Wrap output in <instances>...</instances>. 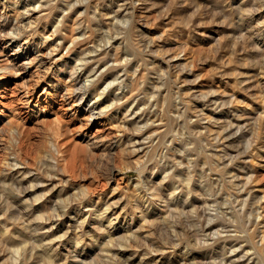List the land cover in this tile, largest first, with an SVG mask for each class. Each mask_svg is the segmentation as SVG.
<instances>
[{
	"label": "rangeland",
	"instance_id": "1",
	"mask_svg": "<svg viewBox=\"0 0 264 264\" xmlns=\"http://www.w3.org/2000/svg\"><path fill=\"white\" fill-rule=\"evenodd\" d=\"M263 2L0 0V264H264Z\"/></svg>",
	"mask_w": 264,
	"mask_h": 264
},
{
	"label": "bare ground",
	"instance_id": "2",
	"mask_svg": "<svg viewBox=\"0 0 264 264\" xmlns=\"http://www.w3.org/2000/svg\"><path fill=\"white\" fill-rule=\"evenodd\" d=\"M39 1V0H38ZM234 1H236V0H234ZM260 1H262V0H260ZM249 2H251V1H249ZM260 3V2H259ZM259 3H257V5L259 4ZM264 3V2H263ZM248 4V3H247ZM255 4V3H254ZM253 4V5H254ZM225 5V4H224ZM252 5V4H251ZM251 5H249V7L251 6ZM262 5V4H261ZM226 6V5H225ZM216 7V6H215ZM224 7V6H223ZM229 7V6H228ZM236 7V6H235ZM261 7L262 6H260V9H261ZM221 8V7H220ZM219 8V9H220ZM238 8V7H237ZM253 8V7H252ZM35 9V8H34ZM224 9V8H223ZM247 10H248V8H246ZM256 9V8H255ZM253 10V9H252ZM246 11V10H245ZM264 12V11H263ZM221 13H222V11H221ZM235 13V12H234ZM236 13H238V12H236ZM252 13H254V12H252ZM263 14V13H262ZM261 16V15H260ZM235 17H237V16H235ZM241 17V16H240ZM252 17V16H251ZM234 18V17H233ZM258 18V17H257ZM238 19V18H237ZM240 19H242V18H240ZM249 19V18H248ZM250 21V20H249ZM261 21V20H260ZM259 21V22H260ZM258 22V23H259ZM237 23V22H236ZM242 23V22H241ZM240 23V24H241ZM238 24V23H237ZM261 24V23H260ZM257 25H259V24H257ZM236 26H238V25H236ZM240 26V25H239ZM239 28V27H238ZM235 29H237V28H235ZM261 29V28H260ZM246 31V30H245ZM249 31V30H248ZM259 31V30H258ZM264 31V30H263ZM252 32V31H251ZM260 32V31H259ZM258 32V33H259ZM109 34V33H108ZM262 34V37H261V41H263L264 40V32H262L261 33ZM252 35V34H251ZM250 35V36H251ZM258 36V35H257ZM110 39V38H109ZM260 40V39H259ZM250 43V42H249ZM248 43V44H249ZM260 43V42H259ZM256 44H257V41H256ZM247 45V44H246ZM260 44H258V45H256V47H257V49H262V48H260V46H259ZM263 45V44H262ZM122 50V49H121ZM263 50V49H262ZM93 51V50H92ZM127 51V50H126ZM253 51V50H252ZM120 53V52H119ZM125 54H126V52L124 51L123 52V59H125ZM250 54H252V53H250ZM122 55V54H121ZM128 55V54H127ZM110 56V55H109ZM255 56V55H254ZM261 56H262V53H261ZM264 57V56H263ZM114 58H116L117 60H118V57H114ZM109 59H111V58H109ZM113 59V58H112ZM116 59H113V60H116ZM122 59V60H123ZM124 61V60H123ZM262 63L260 64L261 66V69H262V72L264 73V60L263 61H261ZM122 67V66H121ZM82 69V68H81ZM121 70V69H120ZM83 72V71H82ZM93 72V74L96 72V70H95V67L94 68H92L87 74H85V77H86V79L88 78V76H90L91 75V73ZM261 72V73H262ZM78 75H79V73H78ZM96 75V74H95ZM161 75V74H160ZM264 75V74H263ZM262 75V76H263ZM115 76V75H114ZM118 77H122L120 74H118V75H116L115 76V79H117ZM102 78H104V77H102ZM120 78H118V79H120ZM85 79V80H86ZM111 79V78H110ZM117 79V80H118ZM84 80V79H83ZM114 80V77L111 79V80H109L108 82H105V84H104V86L102 87V88H100V90L99 91H97V89H95V91H96V96L97 97H99L100 95H102L104 92H105V89L112 83V81ZM122 81H124V80H121V82ZM130 81V80H129ZM141 81H142V79H141ZM83 83V82H82ZM142 83V82H141ZM81 84V83H80ZM88 86L91 84V83H86ZM128 84V83H127ZM86 85V86H87ZM96 85V84H95ZM159 85V84H158ZM85 86V85H84ZM126 87V86H125ZM92 88V87H91ZM157 88V87H156ZM81 89V88H80ZM132 89V88H131ZM206 94H208V93H206ZM176 96V95H175ZM204 96V95H203ZM214 96V95H213ZM80 97V96H79ZM198 97V96H197ZM211 97V96H210ZM113 99H114V97H112ZM115 98H119V97H115ZM98 99V98H97ZM115 100V99H114ZM174 100V99H173ZM212 100V99H211ZM216 100H217V98H216ZM207 101H209V100H207ZM203 102V101H202ZM201 102V103H202ZM219 102V101H218ZM110 103V102H109ZM196 104V103H195ZM211 104V103H210ZM207 105H208V103H207ZM107 106V105H106ZM195 106H197V105H195ZM212 106V105H211ZM102 107V106H101ZM133 103L130 105V107H127V109L125 110V113H127V112H130L129 114H134L135 112H137L138 111V109H135V106L133 107L135 110H133ZM151 107V106H150ZM204 107V106H203ZM217 107V106H216ZM103 108V107H102ZM101 108V109H102ZM139 108V107H138ZM181 108V107H180ZM205 108V107H204ZM218 108V107H217ZM178 110V109H177ZM197 111V110H196ZM179 112V111H178ZM182 112V111H181ZM177 114V113H176ZM154 116V115H153ZM187 116V115H186ZM177 118V117H176ZM197 118V117H196ZM213 118H215V117H213ZM177 120V119H176ZM179 120V119H178ZM212 121V120H211ZM179 122V121H178ZM177 122V123H178ZM183 123V122H182ZM181 124V123H180ZM146 125H148L147 124V122L146 123H144V124H142V125H140V126H136L137 127V129L138 130H142L143 129V126H146ZM175 126V125H174ZM192 126V125H191ZM252 126V125H251ZM186 126H184V128H185ZM200 127V126H199ZM232 127V125L230 124L229 125V128H231ZM233 127H235V126H233ZM181 128H183V126L181 127ZM196 128V127H195ZM229 128H227V129H229ZM251 128V127H250ZM219 129V128H218ZM226 129V130H227ZM239 128L237 127L236 128V131L238 130ZM202 130V129H201ZM225 130V131H226ZM252 130V129H251ZM180 131V130H179ZM255 131V130H254ZM175 132V131H174ZM243 132V131H242ZM249 132V131H248ZM195 133V132H194ZM228 133V132H227ZM253 133V132H252ZM180 134H181V131H180ZM197 134V133H196ZM239 134V133H238ZM210 135V134H209ZM223 135V134H222ZM241 135V134H240ZM186 136V135H185ZM190 136V135H189ZM194 136H196V135H194ZM218 137H221L220 136V134H218L217 135ZM239 136V135H238ZM245 136V135H244ZM241 137V136H240ZM134 138V137H133ZM185 138H187V136L185 137ZM233 138V137H232ZM147 139V138H146ZM192 140V139H191ZM231 140V139H230ZM125 141V140H124ZM136 141L137 140H131V139H129L128 140V144L132 147V150H136V148L134 147V146H136ZM182 141V140H181ZM186 141V140H185ZM52 142V141H51ZM55 142V141H54ZM188 143V142H187ZM137 144H138V142H137ZM231 144H232V142H231ZM54 145H56V144H54ZM139 145V144H138ZM120 146V145H119ZM183 146H184V144H183ZM214 146V145H213ZM222 146V145H221ZM224 146V145H223ZM230 146V145H229ZM139 147V146H138ZM128 148H130L129 146H128ZM182 149H183V147H181ZM184 148H186V145L184 146ZM174 149V148H173ZM184 150V149H183ZM183 150H181V151H183ZM186 151H187V149H185ZM221 151V150H220ZM173 152V151H172ZM175 152H176V150H175ZM188 152V151H187ZM181 153V152H180ZM184 154H185V152H183ZM211 153V152H210ZM211 154H214V153H211ZM223 154V153H222ZM187 155V154H186ZM231 156V155H230ZM224 157V156H223ZM227 158H229V157H227ZM226 158V159H227ZM241 158V157H240ZM180 159V158H179ZM224 160V159H223ZM175 161V160H174ZM183 161V160H182ZM186 161H187V159H186ZM230 161H231V159H230ZM187 162H189V161H187ZM218 162V161H217ZM190 163V162H189ZM188 163V164H189ZM187 164V165H188ZM191 165V164H190ZM189 166V165H188ZM186 169H189V168H186ZM227 169V168H226ZM228 170H229V168H228ZM23 171V170H22ZM188 171V170H187ZM190 171H191V169H190ZM51 172V171H50ZM193 172V171H192ZM53 173V172H52ZM201 174V173H200ZM34 179V178H33ZM32 179V180H33ZM187 179V178H186ZM19 180V179H18ZM42 181V180H41ZM202 182V181H201ZM135 184L137 185V187L139 188V184H140V181L139 180H136L135 181ZM134 184V185H135ZM37 186V185H36ZM174 186V185H173ZM183 186V185H182ZM211 186V185H210ZM206 187V186H205ZM134 189V188H133ZM205 189V188H204ZM235 189V188H234ZM44 190V189H43ZM187 190H189V189H187ZM190 191V190H189ZM188 191V192H189ZM247 190H245L244 192L245 193H241L240 195H238V197H239V200H241V201H244V203H246L247 201H249V199L251 198V193L250 192H246ZM175 192V191H174ZM203 192V191H202ZM171 193V192H170ZM173 193V192H172ZM207 193H211V192H207ZM40 195H42V194H40ZM175 195V194H174ZM209 195V194H208ZM223 195V194H222ZM228 195V194H227ZM39 196V195H38ZM207 198V197H206ZM234 198H235V196H234ZM216 200V199H215ZM202 201V200H201ZM206 201V200H205ZM214 202V201H213ZM257 202V201H256ZM210 204V203H209ZM238 204V203H237ZM54 205V204H53ZM92 206V205H91ZM246 206V205H245ZM108 208V207H107ZM259 208V207H258ZM209 209V208H208ZM232 209V208H231ZM105 210H106V208H105ZM248 210V209H247ZM246 210V211H247ZM250 210V209H249ZM99 211V210H98ZM104 210H102V212H103ZM188 211V210H187ZM243 211V210H242ZM105 212V211H104ZM172 213V212H171ZM246 213V212H245ZM55 214V213H54ZM76 215V214H75ZM207 215V214H206ZM212 215V214H211ZM172 216V215H171ZM208 216V215H207ZM102 218V217H101ZM175 218H177V217H175ZM85 219H86V217H85ZM205 219V218H204ZM110 220V219H109ZM207 221H209V220H207ZM81 223V222H80ZM111 223V222H110ZM190 223V222H189ZM204 224H202L201 226H200V230L205 234V236H206V234L208 235L209 233L208 232H210V230H212V228L214 227L211 223H209V222H207V223H205V222H203ZM193 224H195V223H193ZM252 224V223H251ZM82 225V224H81ZM192 225V224H191ZM173 226H174V224H173ZM222 226V225H221ZM224 226V225H223ZM176 227V226H175ZM78 228V227H77ZM216 228V227H215ZM223 228V227H222ZM171 229V228H170ZM181 229V228H180ZM216 230V229H215ZM183 231V230H182ZM195 231V230H194ZM213 231H214V229H213ZM198 232V231H197ZM216 232V231H215ZM179 233V232H178ZM212 234V233H211ZM213 235V234H212ZM124 237H125V235H124ZM173 238H174V236H172ZM42 239V238H41ZM126 239V238H125ZM201 239V238H200ZM172 240V239H171ZM261 240V239H260ZM41 241V240H40ZM195 241V240H194ZM197 241V240H196ZM138 243V242H137ZM119 244V243H118ZM122 244V243H121ZM264 244V243H263ZM44 246V245H43ZM224 247V246H223ZM234 247V246H233ZM237 247V246H236ZM50 248V247H49ZM160 248V247H159ZM231 248V247H230ZM252 248V247H251ZM264 248V247H263ZM236 249V248H235ZM234 249V250H235ZM248 249V248H247ZM52 250V249H51ZM105 250V249H104ZM110 251V250H109ZM231 251H232V249H231ZM247 251V250H246ZM245 251V252H246ZM249 251V250H248ZM9 252V251H8ZM234 252V251H233ZM99 257V256H98ZM186 257V256H185ZM47 258V257H46ZM103 258H105V256L103 257ZM110 258V257H109ZM250 258V257H249ZM220 259V258H219ZM222 260H223V258H222ZM103 261V260H102ZM226 262V261H225ZM231 263V262H230ZM221 264V263H220ZM226 264V263H225ZM232 264V263H231ZM255 264H257V263H255Z\"/></svg>",
	"mask_w": 264,
	"mask_h": 264
}]
</instances>
